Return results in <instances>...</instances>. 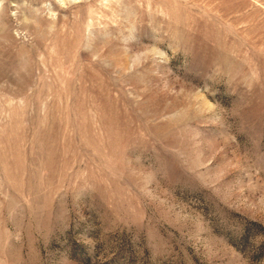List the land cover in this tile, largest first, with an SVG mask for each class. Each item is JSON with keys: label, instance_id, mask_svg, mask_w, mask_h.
Segmentation results:
<instances>
[{"label": "rangeland", "instance_id": "obj_1", "mask_svg": "<svg viewBox=\"0 0 264 264\" xmlns=\"http://www.w3.org/2000/svg\"><path fill=\"white\" fill-rule=\"evenodd\" d=\"M0 264H264V0H0Z\"/></svg>", "mask_w": 264, "mask_h": 264}]
</instances>
